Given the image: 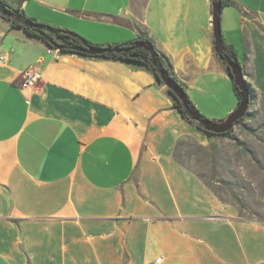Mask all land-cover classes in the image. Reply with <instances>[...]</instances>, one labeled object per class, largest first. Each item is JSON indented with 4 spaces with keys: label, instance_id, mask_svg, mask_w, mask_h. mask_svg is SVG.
<instances>
[{
    "label": "crops",
    "instance_id": "obj_1",
    "mask_svg": "<svg viewBox=\"0 0 264 264\" xmlns=\"http://www.w3.org/2000/svg\"><path fill=\"white\" fill-rule=\"evenodd\" d=\"M6 1L101 46L148 36L186 90L210 95L195 104L212 120L238 104L216 94L232 78L211 0ZM230 1L237 39L223 43L264 107V0ZM0 57V264H264V222L178 156L212 135L145 66L62 54L1 16ZM27 70L40 79L23 93Z\"/></svg>",
    "mask_w": 264,
    "mask_h": 264
},
{
    "label": "rangeland",
    "instance_id": "obj_2",
    "mask_svg": "<svg viewBox=\"0 0 264 264\" xmlns=\"http://www.w3.org/2000/svg\"><path fill=\"white\" fill-rule=\"evenodd\" d=\"M235 18L234 8L229 5L222 7L221 26L225 42L237 39L233 28L236 25ZM216 79V94L220 101L225 102L227 96L234 94L237 103L232 80H224L222 77ZM199 80L200 85L205 87V77H200ZM185 91L188 96L191 95L192 98L189 99L194 104L200 103L201 109L210 96L196 87ZM199 111L208 119H214V116H208L200 109ZM208 111L212 115L219 114L216 110ZM178 156L222 200L235 203L240 215L264 222V107L260 103L254 100L244 119L235 124L228 135H212L206 146L187 141L178 149Z\"/></svg>",
    "mask_w": 264,
    "mask_h": 264
},
{
    "label": "trees",
    "instance_id": "obj_3",
    "mask_svg": "<svg viewBox=\"0 0 264 264\" xmlns=\"http://www.w3.org/2000/svg\"><path fill=\"white\" fill-rule=\"evenodd\" d=\"M221 3L223 6H225L231 4V1L221 0ZM0 16L6 19L10 23L11 28H19L24 30L26 33L30 35L39 37L48 45V47L52 49H58V51L62 54H79L88 57H92V56L104 57V58L122 60L133 64H140L145 66L148 70H150L154 74L158 82H162L159 80V75L157 71L158 67H160L162 69L167 70L169 72V75L173 79H175L185 90L184 85L175 77L172 71V65L170 64L166 55L154 46L156 55L152 57L151 53L148 50H146L144 47H142L141 44L144 41H151L153 43V41L148 36L140 35L136 39L131 40L129 42L113 43L106 45L108 47L117 49L115 51L105 52L101 54H89L84 50L88 45H96V46H101V45L94 44L88 41L86 38H84L75 31L41 23L37 21L35 18L27 16L24 10L20 6H14L11 3L7 2L6 0H0ZM216 53L220 56V58L224 60L227 66V70L229 72L227 61L233 59L237 60L236 53L233 47L223 43V51L221 53H218L216 51ZM232 86L235 95L237 97V100L239 102L240 92L238 87L233 82V80H232ZM248 87L250 89L249 84ZM168 92L173 98V107L180 112L182 117L187 121L196 125L197 128L205 131L201 122L207 120L208 118L199 111L196 105L189 99L187 93H186V98H187L188 107L185 108L182 105V103L173 95V93L170 92L169 89ZM252 97L253 95L250 89L249 105L251 104ZM192 115H195L197 120L192 119L191 117ZM244 117L237 120L235 124L240 123L244 119ZM230 131L220 134H215L210 131H205V132L208 135H228Z\"/></svg>",
    "mask_w": 264,
    "mask_h": 264
},
{
    "label": "water",
    "instance_id": "obj_4",
    "mask_svg": "<svg viewBox=\"0 0 264 264\" xmlns=\"http://www.w3.org/2000/svg\"><path fill=\"white\" fill-rule=\"evenodd\" d=\"M211 5L214 49L218 53H221L223 51L221 30V11L223 5L221 3V0H211ZM141 45L151 53L152 57L156 55L154 44L151 41H144ZM84 50L89 54H101L105 52L115 51L117 49L108 46L88 45ZM227 64L229 67L231 78L239 89L240 100L236 108L223 120L217 121L207 119L201 122L205 131H210L215 134L230 131L235 125V122L245 116L250 103V89L248 87V83L244 78L242 65L238 62V60L235 59L228 60ZM157 71L159 80L162 81L170 90V92L173 93V95L182 103V105L187 108V98L184 88L169 75V72L167 70L158 67ZM191 117L192 119L197 120L195 115H192Z\"/></svg>",
    "mask_w": 264,
    "mask_h": 264
},
{
    "label": "built area",
    "instance_id": "obj_5",
    "mask_svg": "<svg viewBox=\"0 0 264 264\" xmlns=\"http://www.w3.org/2000/svg\"><path fill=\"white\" fill-rule=\"evenodd\" d=\"M2 59V57H0ZM27 79L23 83V85L20 87V90L25 93V91L30 87L33 86L36 81L40 79V71L35 70V71H26L25 72Z\"/></svg>",
    "mask_w": 264,
    "mask_h": 264
}]
</instances>
